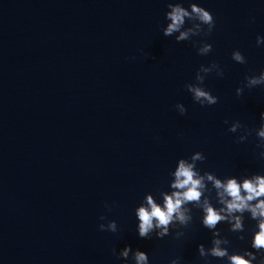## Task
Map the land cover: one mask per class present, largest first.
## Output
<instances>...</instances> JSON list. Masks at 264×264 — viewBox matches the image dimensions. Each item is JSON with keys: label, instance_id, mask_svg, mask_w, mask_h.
<instances>
[{"label": "water", "instance_id": "water-1", "mask_svg": "<svg viewBox=\"0 0 264 264\" xmlns=\"http://www.w3.org/2000/svg\"><path fill=\"white\" fill-rule=\"evenodd\" d=\"M193 4L212 13L210 35ZM176 6L189 16L164 36ZM257 36L247 0H0V264H136L138 248L149 264H228L197 247L225 238L229 252H255L250 213L243 233L221 222L213 237L202 220L205 201L222 207L208 174L264 175V85L249 84L264 70ZM181 160L203 177L200 201L182 204L189 219L169 235L141 238L136 210L183 191Z\"/></svg>", "mask_w": 264, "mask_h": 264}, {"label": "clouds", "instance_id": "clouds-1", "mask_svg": "<svg viewBox=\"0 0 264 264\" xmlns=\"http://www.w3.org/2000/svg\"><path fill=\"white\" fill-rule=\"evenodd\" d=\"M192 13H195L196 18L204 25L208 26V35L211 34L215 27V19L212 13L205 7H197L192 5ZM189 16L185 8L176 6L168 13V18L171 23L166 29L163 30L164 36H171L173 32L178 31L184 23V18ZM188 39V32L181 31L176 40L184 41ZM256 43L259 45L264 43V38L257 36ZM212 44L206 43L202 49L201 54L209 53L212 50ZM233 59L236 61L244 62L240 52L233 53ZM250 88L257 85H264V70H261L259 78H253L249 81ZM189 91L193 93L196 101H207L209 105L216 104L217 99L210 95L208 91L202 90L200 87L189 86ZM242 90L237 91L240 95ZM186 110L181 106V114ZM262 125L257 132V136L264 141V111L260 113ZM226 122V121H225ZM236 127L233 126L231 131H235ZM260 155L264 157V152ZM193 159H201L199 154ZM192 165L185 164L183 160L180 161L179 167L175 172L176 180L173 184L174 188L182 189L183 191L174 192L172 195L164 196L163 207L155 203L151 196L148 197V207L140 206L136 210L138 219V234L141 238H150V233L155 231L158 238H163L169 235V225L175 219H178L181 224H186L189 217L182 211V204L185 202L200 201V189L203 185V177L194 178ZM207 179L213 181L214 186L221 192H218L220 197V204L222 207L219 209L213 207L210 203L205 201L203 205L204 217L202 224L204 227L212 231V236H219L220 230L217 228L218 223L227 222L230 225V231L243 233L244 231V213H250V218L256 221L255 231L251 237V248L256 251L244 249L243 252H229L228 248L221 247L223 243L229 244V240L212 239L209 252H205L203 243L199 244V255L205 259L207 257H216L220 259H227L228 264H264V175H254L251 178H245L238 182L235 176H232L222 183L221 180L216 179L213 175L208 174ZM238 213V214H237ZM100 219H103L101 216ZM100 230H107L103 224L99 225ZM111 232H116V224L109 225ZM243 235L240 239H243ZM115 251V250H114ZM131 246H125L123 252L119 254L120 257L127 259ZM259 253V256L257 255ZM136 264H149V256L146 252L141 251L139 248L134 253ZM168 264H177L175 259H172Z\"/></svg>", "mask_w": 264, "mask_h": 264}]
</instances>
